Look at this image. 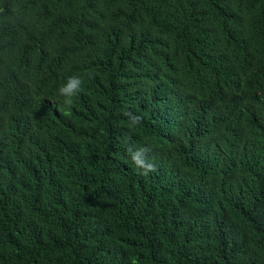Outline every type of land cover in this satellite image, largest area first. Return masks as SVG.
I'll return each mask as SVG.
<instances>
[{
	"label": "trees",
	"instance_id": "16d2710c",
	"mask_svg": "<svg viewBox=\"0 0 264 264\" xmlns=\"http://www.w3.org/2000/svg\"><path fill=\"white\" fill-rule=\"evenodd\" d=\"M0 264H264V0H0Z\"/></svg>",
	"mask_w": 264,
	"mask_h": 264
},
{
	"label": "clouds",
	"instance_id": "9594fccd",
	"mask_svg": "<svg viewBox=\"0 0 264 264\" xmlns=\"http://www.w3.org/2000/svg\"><path fill=\"white\" fill-rule=\"evenodd\" d=\"M83 78L80 76L68 77L65 84L61 85L58 89V94L64 97L63 103L67 106H71L73 103L72 97L79 94L82 89ZM131 118V123L133 125L140 122L141 118L134 116L131 113H127ZM151 151L149 147H141L136 151L129 149L131 160L135 164L138 170L142 171V174L147 176L150 172L155 171V165L150 162L148 158V153Z\"/></svg>",
	"mask_w": 264,
	"mask_h": 264
}]
</instances>
